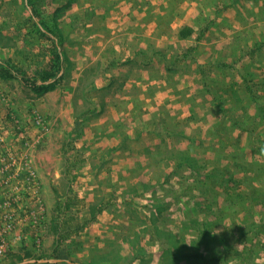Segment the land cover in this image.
I'll list each match as a JSON object with an SVG mask.
<instances>
[{
    "label": "crops",
    "instance_id": "crops-1",
    "mask_svg": "<svg viewBox=\"0 0 264 264\" xmlns=\"http://www.w3.org/2000/svg\"><path fill=\"white\" fill-rule=\"evenodd\" d=\"M88 6L87 32L75 31L79 56L87 33L94 74L87 113L103 116L88 126L95 152L88 178L112 179L106 184L119 202L111 209L127 221L124 235H137L136 226L160 235L162 219L167 224L165 217L177 220L180 212L188 225L176 234L190 242L196 211L203 217L214 204L235 210L242 193L264 212V198L259 209L254 199L264 193V0H88ZM236 145L229 162L215 149ZM99 146L107 153L100 155ZM228 178L239 189L220 185ZM208 180L220 183L218 190L209 191Z\"/></svg>",
    "mask_w": 264,
    "mask_h": 264
},
{
    "label": "rangeland",
    "instance_id": "rangeland-1",
    "mask_svg": "<svg viewBox=\"0 0 264 264\" xmlns=\"http://www.w3.org/2000/svg\"><path fill=\"white\" fill-rule=\"evenodd\" d=\"M33 7L61 32L64 66L58 75L62 74L63 79L56 88L36 91L19 78L0 76V264L31 258H60L84 264H264V215H260L264 212L253 210L254 203L246 193L241 194V204L234 205L235 210L231 206L217 209L214 204V209L203 212V217L196 211L190 242L184 241L188 237L176 234H183L182 227L188 225L180 212L173 216L177 220L166 213L167 224L163 218L160 235L152 236L149 227L137 226V235H124L129 228L124 223L127 221L111 209L119 202V196L111 193L112 184H106L112 179H107L105 173L96 179L88 178L90 155L95 153L89 143L88 126L103 117L87 113L89 78L94 77L88 65V0H0V65L31 78L54 66L56 40L39 30ZM78 26L86 30L82 34L86 43L81 56L77 43L80 35L75 31ZM227 134L235 138L234 132L225 131L226 137ZM215 149L224 153V161L229 162L236 157L238 146ZM97 151L100 155L107 153L103 146ZM10 155L16 157L17 187H8L5 193L1 187L7 176L2 171ZM28 156L30 189L25 180ZM220 181L227 189H239L236 179ZM219 184L212 183L209 191L218 190ZM217 198L223 199V195ZM261 198L264 193L254 198L257 209ZM209 200L212 202V197ZM230 201L232 198L228 200L232 204ZM254 215L258 226L253 224ZM169 221H175V227ZM204 222L206 226L202 228ZM153 228L156 230V226ZM205 230L208 235H201ZM58 236L60 244L56 243ZM171 238L175 242H168ZM25 264L71 263L39 260Z\"/></svg>",
    "mask_w": 264,
    "mask_h": 264
},
{
    "label": "trees",
    "instance_id": "trees-1",
    "mask_svg": "<svg viewBox=\"0 0 264 264\" xmlns=\"http://www.w3.org/2000/svg\"><path fill=\"white\" fill-rule=\"evenodd\" d=\"M33 15L38 18L37 26L42 34L46 36H52L56 40L53 41V47L55 52H53V64L54 66L51 68H46L41 70L34 78H31L24 72H19L15 70V68L7 67L0 65V76L6 78H19L22 82L30 86L32 89L36 91H45L48 89L56 88L57 85L62 81L63 75H58V72L63 68L64 61L61 57L60 48L62 36L61 32H59L55 27L51 26L44 18L41 17V14L33 7L32 8ZM56 68L57 70H54ZM59 226L56 225V228ZM56 243L60 244L61 239L58 236L56 238ZM42 259V258H35ZM65 262V261H63ZM17 263V262H15ZM13 263V264H15Z\"/></svg>",
    "mask_w": 264,
    "mask_h": 264
},
{
    "label": "flooded vegetation",
    "instance_id": "flooded-vegetation-1",
    "mask_svg": "<svg viewBox=\"0 0 264 264\" xmlns=\"http://www.w3.org/2000/svg\"><path fill=\"white\" fill-rule=\"evenodd\" d=\"M11 146L14 148V145L11 144ZM11 156V155H10ZM10 162L6 163L4 161V163H6L3 167V175L7 176V178L4 181L3 186L1 187V189H3V191L5 193H7L6 189L8 187H10V189H15L17 187V176H16V167H17V162H16V157L15 155H12L11 158L9 157ZM3 164H1L2 166ZM25 180H26V185H28V189H30L31 186V158L30 156H28V162H27V169L25 172ZM27 191V188H26ZM30 191L28 190V193ZM30 197H28V203H30ZM30 205V204H28Z\"/></svg>",
    "mask_w": 264,
    "mask_h": 264
},
{
    "label": "water",
    "instance_id": "water-1",
    "mask_svg": "<svg viewBox=\"0 0 264 264\" xmlns=\"http://www.w3.org/2000/svg\"><path fill=\"white\" fill-rule=\"evenodd\" d=\"M43 261V262H68L71 264H84V263H80V262H74L71 260H65V259H60V258H54V259H50V258H42V259H35V258H31L28 260H23L22 262H17L15 264H25V263H32V262H36V261Z\"/></svg>",
    "mask_w": 264,
    "mask_h": 264
},
{
    "label": "clouds",
    "instance_id": "clouds-1",
    "mask_svg": "<svg viewBox=\"0 0 264 264\" xmlns=\"http://www.w3.org/2000/svg\"><path fill=\"white\" fill-rule=\"evenodd\" d=\"M222 224H223V223H222ZM223 226H224L225 228H228V225L223 224Z\"/></svg>",
    "mask_w": 264,
    "mask_h": 264
}]
</instances>
